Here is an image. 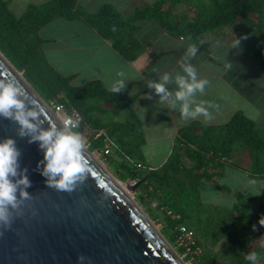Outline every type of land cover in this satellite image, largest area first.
Returning a JSON list of instances; mask_svg holds the SVG:
<instances>
[{"label": "crops", "instance_id": "crops-1", "mask_svg": "<svg viewBox=\"0 0 264 264\" xmlns=\"http://www.w3.org/2000/svg\"><path fill=\"white\" fill-rule=\"evenodd\" d=\"M1 1L8 12L19 19L30 7H43L56 0ZM157 1L74 0L72 10L80 8L93 14L103 4H109L126 17ZM134 27L132 36L138 49L132 60L123 57L110 40L81 17L53 18L37 29L41 54L60 76H71L69 84L76 81V86L80 87L98 81L107 92H112L111 86L116 80L125 81V88L115 94L124 93L132 98L124 112L129 113L138 129L130 140L139 142L134 147V160L138 157L136 161L142 165L159 169L172 154L182 132L193 124L221 127L235 114H241L257 129L264 128V74L254 62L246 59L241 43L231 46L237 38L235 33L224 26L197 36H175L152 19L137 21ZM189 47L195 48L191 55ZM185 64H191L198 78L208 81L203 94L197 93L195 99L207 102L206 107L212 105L208 107L210 120L202 116L182 120L177 109L171 108L167 100L162 102L160 94L148 87L150 82H159L167 72L166 88L174 94L175 77L184 75L182 66ZM206 175L198 189V200L203 208L227 215L238 208L256 222L264 217V176L252 171L250 150L246 145L235 142L227 155L213 157Z\"/></svg>", "mask_w": 264, "mask_h": 264}, {"label": "rangeland", "instance_id": "rangeland-1", "mask_svg": "<svg viewBox=\"0 0 264 264\" xmlns=\"http://www.w3.org/2000/svg\"><path fill=\"white\" fill-rule=\"evenodd\" d=\"M242 2L243 0H162V9L170 7L172 20L185 24L206 21L221 9L232 11ZM225 27L237 35L245 50L246 59L254 62L264 74V4L261 10L249 13L246 18L234 17L233 22ZM30 40V34L26 31L0 28V53L47 105L58 102L66 109L81 112L84 125L77 131L81 133L87 150L96 155L113 178L127 186L137 184L136 189L130 192L132 199L185 264H250L246 256L251 252L257 253L258 257L254 264H264V238L259 232V224L245 218H238L234 222V216L206 210L195 201L194 193L187 191L186 184L190 176L187 173L192 174L190 172L194 168V161L185 156L186 147L183 143L178 142L175 148L177 172L158 177L159 180L146 178L144 174L133 178L120 165L122 162L130 164L121 152L112 157L103 155V138H94L99 130L114 140L121 150L128 151L129 145L125 141L135 134L134 128L131 129L133 121L129 113L117 111L113 108L114 102L101 99L85 100L79 105V109L72 106L67 98V87L60 84L55 75L40 62ZM30 50H34V55ZM70 85L77 87L76 81ZM196 133L201 134V130L196 129ZM216 135L213 132L211 137ZM206 157L212 158L211 154ZM137 159L140 158L136 157ZM182 226L193 232L195 253L182 251L176 241L178 228Z\"/></svg>", "mask_w": 264, "mask_h": 264}, {"label": "water", "instance_id": "water-1", "mask_svg": "<svg viewBox=\"0 0 264 264\" xmlns=\"http://www.w3.org/2000/svg\"><path fill=\"white\" fill-rule=\"evenodd\" d=\"M0 79L23 89L26 107L42 110L43 128L49 122L61 126L47 103L1 53ZM18 128L14 121L0 117V139L15 140L20 167L27 169L31 181L25 189L28 197L17 193L19 202L10 210L9 225L0 223V264H185L91 152H83L88 170L82 183L72 191L48 187L37 169L42 150L37 143H29L27 136L20 137ZM136 187L128 186V191ZM80 255L85 257L83 262L77 260Z\"/></svg>", "mask_w": 264, "mask_h": 264}, {"label": "trees", "instance_id": "trees-1", "mask_svg": "<svg viewBox=\"0 0 264 264\" xmlns=\"http://www.w3.org/2000/svg\"><path fill=\"white\" fill-rule=\"evenodd\" d=\"M263 4L264 0H243V2L234 7L232 11L221 9L206 21L179 24V22L172 20L170 7L166 10L162 9V0H158L151 7L135 10L133 14L126 17L121 16L109 4H103L96 13L89 14L80 8L73 11L74 0H56L43 7H30L19 19H16L10 14L6 8V4L0 0V28L4 30L16 29L18 32L26 31L30 34V45L36 48L40 62L55 75L60 84H64L67 87V98L72 106L79 109V105L85 100L97 101L101 99L114 102L115 107L113 108L121 112L127 110L132 98L127 97L124 93L115 94L107 92L98 81H93L80 87H73L69 84L71 76H60L48 64L40 51L41 40L37 36V29L39 27L53 18L63 17L73 19L81 17L94 26L101 36L110 40L113 47L123 55V57L127 60H132L138 49V44L132 36L135 30L134 23L137 21L152 19L171 35L178 36L190 34L192 36H197L205 31L231 24L234 17L246 18L249 13L261 10ZM30 53L34 55V50H30ZM132 128H134L133 132L136 134L138 129L135 122L131 125V129ZM196 129H200L201 134L196 133ZM213 132L217 134L215 137H211ZM99 137L103 138L102 135ZM130 140H126L127 142L125 141V143L129 145L127 152L121 150L122 148H120L114 140L112 141L121 152H118L117 155L120 153L122 156H126L137 162L134 160L133 156L136 155L134 147L139 145V142L134 143ZM178 142L185 145V156L194 161V168L190 172L192 174L187 173V175L190 176L188 177L189 181L186 184V189L194 193L193 196L195 201L200 206L198 189L203 179L207 176L206 169L208 163L213 157L227 155L235 142H240L247 146L250 150L252 171L258 175L264 176V128L257 129L252 122L241 114H235L227 124L221 127H203L197 124L191 125L182 132L181 136L177 139L172 154L165 164L157 170H138L127 162H122L120 165H123L125 170H127L133 178L140 177V175L144 174L146 178L152 177L159 180V178H162V176L167 173L177 172L178 166L176 163L178 158L175 156V148ZM207 154H211L212 158L208 159V157H206ZM200 170L202 171L200 172ZM165 207L168 208V206ZM227 216H234V222H237L236 219L238 218L251 220L244 216L242 211L238 208L234 212H230ZM254 222L259 224V232L264 238L263 225L259 222ZM192 248L195 249V246ZM180 249L183 250L182 248Z\"/></svg>", "mask_w": 264, "mask_h": 264}, {"label": "clouds", "instance_id": "clouds-1", "mask_svg": "<svg viewBox=\"0 0 264 264\" xmlns=\"http://www.w3.org/2000/svg\"><path fill=\"white\" fill-rule=\"evenodd\" d=\"M239 43L240 40L235 38L231 46H237ZM194 52V47L188 48L190 55ZM226 66L230 67L229 64ZM182 71L184 75L178 74L175 77L177 89L174 94L166 88L169 81L167 72L161 76L159 82H150L148 87L160 94L162 102L167 100L171 108L177 109L182 120L200 116L206 121L210 120L212 117L208 107L212 105L206 107L207 102L195 99L197 93L203 94L208 81L198 78L191 64L183 65ZM119 75L122 77L123 73ZM124 88L125 81L118 79L111 86V91L118 93ZM26 99V93L17 83L0 79V117L14 121L19 126L18 135L27 136L29 143H37L38 148L42 150L43 157L37 161V169L45 178V184L59 190L72 191L78 183L84 181L88 170V163L83 156L84 139L77 131L80 126L79 116H66L59 128L53 122L43 128V121L39 120L42 110L38 106L26 107ZM32 103L35 105L34 101ZM19 157L20 151L12 137L0 139V223L5 226L10 223V210L18 206L17 193L20 198L29 195L25 189L31 185V181L27 169L20 167ZM259 223L264 225V217H261ZM257 258L255 252L246 256L250 264H254ZM77 260L83 262L85 257L80 255Z\"/></svg>", "mask_w": 264, "mask_h": 264}, {"label": "built area", "instance_id": "built-area-1", "mask_svg": "<svg viewBox=\"0 0 264 264\" xmlns=\"http://www.w3.org/2000/svg\"><path fill=\"white\" fill-rule=\"evenodd\" d=\"M51 109L52 113L56 116L58 121L61 124V121L66 118V116H79L80 119V126L84 125L83 116L80 114V112L76 109H66L62 104L58 102L51 103L48 105ZM79 126V127H80ZM103 136V142H104V150L103 155L106 156H113V154H116L120 152L116 144L105 134L104 131L99 130L94 134V138H98L99 136ZM127 161L130 162V164L135 167L138 170H147L149 168L142 165L140 162H135L131 160L130 158L126 157ZM193 232L190 231L188 228L182 226L178 228V236L176 238V241L179 243V246L183 249L182 251L186 253H195L192 248L194 246L193 242Z\"/></svg>", "mask_w": 264, "mask_h": 264}, {"label": "bare ground", "instance_id": "bare-ground-1", "mask_svg": "<svg viewBox=\"0 0 264 264\" xmlns=\"http://www.w3.org/2000/svg\"><path fill=\"white\" fill-rule=\"evenodd\" d=\"M26 80V79H25ZM84 149H86L87 150V147L85 146L84 147ZM88 151V150H87ZM91 157L93 158V160L102 168V169H104L105 170V168L102 166V164H101V162H100V160L96 157V155L95 154H91ZM106 171V170H105ZM107 172V171H106ZM108 173V172H107ZM110 177H111V179L114 181V183L122 190V192H124L125 194H127L130 198H133V196H132V193H130L129 191H128V186L127 185H125L124 183H122V182H120V181H118V180H116L115 178H113L111 175H110Z\"/></svg>", "mask_w": 264, "mask_h": 264}]
</instances>
